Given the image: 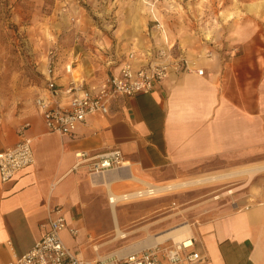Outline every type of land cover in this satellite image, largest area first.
Wrapping results in <instances>:
<instances>
[{
    "label": "crops",
    "instance_id": "obj_1",
    "mask_svg": "<svg viewBox=\"0 0 264 264\" xmlns=\"http://www.w3.org/2000/svg\"><path fill=\"white\" fill-rule=\"evenodd\" d=\"M249 20L250 17L241 19L239 26L232 23L235 39L227 35L220 45H205L192 40L190 34L188 38L183 36L179 28L174 32L159 22L163 27L161 36L155 24L147 25L140 44L134 46L135 41H129L130 50L124 56L102 55L98 62L89 58L78 79L72 76V60L62 69L54 65L60 88L71 80L98 84L117 72L130 52L142 55L164 47L168 49V60L183 61L188 70L169 71L150 94L115 99L107 115L87 116L72 137L48 133L34 104V115L26 122L30 125L26 135L31 140L34 163L12 181L0 183V264L14 261L33 247L55 206L64 209L68 228L78 231L75 237L63 231L65 246L89 261L105 257L94 244L90 231L95 224L87 203L91 188H106L105 180L110 175L119 178L109 184L115 194L113 184L129 182L135 174L148 183L151 182L142 178L191 181L264 166V12L252 19L256 21L253 25ZM196 69H202L203 74L197 75ZM39 96H47L46 84ZM17 139V133L16 137H0V152ZM113 150L120 151L127 166L103 176H89L90 161ZM80 153L86 155V161L77 166ZM98 178L100 182L95 183ZM224 181L227 180L205 185ZM245 181L243 178L240 186ZM240 186L233 188L236 190L224 205L210 207L208 213L195 216L191 223L182 222L174 213L159 208L158 203L145 204V210L152 212V220L136 228V250L132 252L171 244L168 239L143 247L142 242L147 236L187 223L192 227L195 248L203 257L199 264H264V171L255 174L247 186ZM179 190L119 201L114 205V217L108 202L116 238L117 226L123 232L122 214L116 211L119 203L142 202L144 198L178 194ZM106 191L108 195L107 188ZM122 194L126 193L115 195ZM161 201L162 205L170 203L169 199ZM111 256L117 255L106 257Z\"/></svg>",
    "mask_w": 264,
    "mask_h": 264
},
{
    "label": "rangeland",
    "instance_id": "obj_2",
    "mask_svg": "<svg viewBox=\"0 0 264 264\" xmlns=\"http://www.w3.org/2000/svg\"><path fill=\"white\" fill-rule=\"evenodd\" d=\"M259 12H264V0H166L154 5L145 0H0V137H16L20 126L34 115L35 100L45 88V72L51 62L62 69L72 60L75 66L72 76L78 79L89 58L98 62L102 55L124 56L130 50L129 41H135L134 46L140 44L146 26L156 22L174 32L179 28L183 36L188 38L190 34L192 40L203 41L205 45H220L227 35L235 39L232 23L239 26L241 19L250 17L249 23L253 25L256 21L252 19ZM243 178L246 177L144 198L142 202L119 203L116 211L122 214L120 229L126 234L123 239L115 236L106 188L92 186L87 205L95 224L90 231L94 244L105 257L125 256L136 250L133 249L136 228L152 220V212L145 210V204L158 203L159 208L174 213L182 222L191 223L195 216L208 213L210 207L224 205L229 195L217 200L213 197L240 186ZM142 179L159 185L185 181ZM142 187L137 183L116 182L112 191L121 194ZM162 199H169L170 203L162 205ZM189 235L192 234L183 237Z\"/></svg>",
    "mask_w": 264,
    "mask_h": 264
},
{
    "label": "built area",
    "instance_id": "obj_3",
    "mask_svg": "<svg viewBox=\"0 0 264 264\" xmlns=\"http://www.w3.org/2000/svg\"><path fill=\"white\" fill-rule=\"evenodd\" d=\"M166 0H145L154 5ZM155 28L162 36L163 27L159 22ZM167 47L146 51L137 55L130 52L120 63L117 72L107 75L98 84H88L83 80H71L66 87L56 84L54 63L48 64L45 72L47 96L35 100L37 112L42 116L46 131L52 134L72 137L76 128L86 117L93 114L107 115L111 103L119 98H130L138 94H150L161 83L169 71L188 70L186 63L169 59ZM207 54L206 56H208ZM72 65V63H71ZM71 65L66 67L69 72ZM202 75V69H196ZM29 123H24L17 131V141L0 152V183L12 181L20 172L32 166L34 155L31 140L26 135ZM85 154H77L81 165ZM122 154L113 150L92 159L89 176L103 175L125 168ZM43 233L33 247L23 256L8 264H199L203 261L195 248L192 235L171 244H161L125 256L103 257L94 261L82 258L77 252L67 248L62 240L63 231L75 237L78 231L68 228L64 209L55 206L50 209L47 221L42 224Z\"/></svg>",
    "mask_w": 264,
    "mask_h": 264
},
{
    "label": "bare ground",
    "instance_id": "obj_4",
    "mask_svg": "<svg viewBox=\"0 0 264 264\" xmlns=\"http://www.w3.org/2000/svg\"><path fill=\"white\" fill-rule=\"evenodd\" d=\"M127 165H125L126 167ZM264 171V166L262 167H254V168H249V169H244L240 171H235L231 173H226V174H221V175H216V176H210V177H205L201 179H196V180H191V181H182L180 183H175V184H169V185H155L151 184L148 182H145L143 180H140L138 177L133 175L132 177H129V182H137L141 186H143L141 189H137L131 193H126L122 195H115L111 193L110 191V182L113 180L119 179L118 176L116 175H110L107 177V180H105V185L106 188L109 192L108 194V202L112 206V215L114 217V205L119 202V201H126L132 198H137V197H143V196H149V195H156L162 192H168V191H174V190H179V189H187L190 187H196L199 185H205V184H211L215 183L218 181H223V180H229L233 178H239V177H246L245 183L241 187H245L248 185L249 181L254 177L255 174L258 172ZM110 172H116V171H110ZM109 173V172H108ZM107 174V173H105ZM103 174V175H105ZM99 175V176H103ZM99 176H94V177H99ZM100 179L98 178L97 180L95 179V183H99ZM236 189H231L227 192L224 193V195H230L235 191ZM218 198V197H217ZM111 209V208H110ZM115 219V218H114ZM192 227L185 223L184 225H181L179 227L170 229L168 231L162 232L156 236L150 235L147 236V238L142 242L143 247H147L150 245H154L157 243H161L165 240H181L183 239V236L187 233H191ZM116 233L117 237L120 239L124 238L126 236L125 233L121 232L119 230V227H116ZM182 236V237H181Z\"/></svg>",
    "mask_w": 264,
    "mask_h": 264
}]
</instances>
